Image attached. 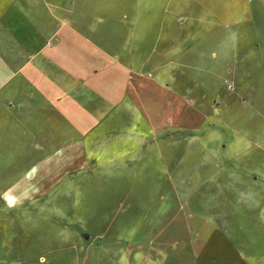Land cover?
Listing matches in <instances>:
<instances>
[{"label": "rangeland", "instance_id": "rangeland-1", "mask_svg": "<svg viewBox=\"0 0 264 264\" xmlns=\"http://www.w3.org/2000/svg\"><path fill=\"white\" fill-rule=\"evenodd\" d=\"M106 1L207 4L225 16L226 26L197 43L152 46V75L167 86L183 122L168 127L147 155L93 152L101 180L90 186L68 181L29 204L7 197V186L41 157L30 155L34 145L23 137L32 131L23 110L0 107V230L4 246L20 245L8 259L195 264L199 246L218 227L250 248L252 264H264V0ZM50 3L67 8L81 0L35 2ZM32 9V0H0V21H23L30 34ZM42 32L47 28L41 38ZM132 133L147 137L151 131L140 124ZM130 143L139 152L149 141ZM17 229L24 235L13 236Z\"/></svg>", "mask_w": 264, "mask_h": 264}, {"label": "crops", "instance_id": "crops-1", "mask_svg": "<svg viewBox=\"0 0 264 264\" xmlns=\"http://www.w3.org/2000/svg\"><path fill=\"white\" fill-rule=\"evenodd\" d=\"M36 1L30 34L23 21H0V107L23 110L32 126L23 137L34 145L30 155L41 157L30 173L6 188L7 197L19 204L47 199L68 181L87 186L100 181L93 152L150 153L168 127L183 122L167 86L152 75V46L184 44L190 38L197 43L226 26L225 16L202 3L125 7L117 1L81 0L61 8ZM61 11L67 16H55ZM140 124L151 131L149 136L129 134ZM130 141L149 143L137 152ZM5 234L0 230V264H34L8 259V251L16 256L20 245L4 246ZM23 235L22 229L13 231L15 237ZM199 247L195 264H252L250 248L222 228L213 229Z\"/></svg>", "mask_w": 264, "mask_h": 264}]
</instances>
